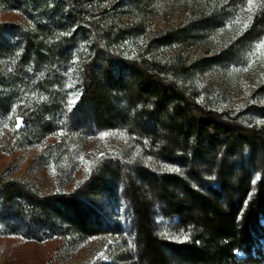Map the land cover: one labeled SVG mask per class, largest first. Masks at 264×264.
<instances>
[{
    "label": "trees",
    "instance_id": "1",
    "mask_svg": "<svg viewBox=\"0 0 264 264\" xmlns=\"http://www.w3.org/2000/svg\"><path fill=\"white\" fill-rule=\"evenodd\" d=\"M50 1L62 7L61 22L75 24L85 45L76 72L83 114L100 129L125 128L136 146L127 156L122 149L116 156L98 157L76 189L64 194H40L23 181L0 176L3 206L13 207L31 223L56 221L77 236H97L89 201L119 179L137 216L145 264L264 262V106L249 117L247 110H232L216 98L214 102L210 91L205 94L190 84L189 68L180 57L170 62L144 51L127 53L109 17L92 16L103 0ZM203 6V16L240 9L242 23L258 28L264 38V0H252L251 9L249 0H203ZM19 36L20 56L5 82L13 96L19 91L29 95L27 114L17 110L22 123L38 120L35 126L46 133L39 117L57 104L58 93H49L47 105L30 94L55 79L53 62L67 58L70 44L43 32L20 30ZM256 61L251 79L264 91V48ZM11 93L2 106L12 104ZM160 161L169 168L157 171L154 164ZM256 171L258 177L253 176ZM205 172L216 173L218 180L209 182ZM156 206L188 226L187 241L166 240L158 232ZM238 252L244 260L236 257Z\"/></svg>",
    "mask_w": 264,
    "mask_h": 264
},
{
    "label": "rangeland",
    "instance_id": "2",
    "mask_svg": "<svg viewBox=\"0 0 264 264\" xmlns=\"http://www.w3.org/2000/svg\"><path fill=\"white\" fill-rule=\"evenodd\" d=\"M96 4L92 16L109 17L127 53L144 51L170 62L180 57L189 68L190 84L200 92L210 91L211 99H219L235 111L247 110L244 115L249 117L263 108L264 91L254 85L251 74L262 49L257 50V45L264 38L258 28L242 23L240 9L218 18L209 12L202 15L203 0H103ZM62 11L50 0H0L1 104L8 102L12 91L5 81L20 56V30L35 35L43 32L52 40L62 37L70 44L67 58L53 62L56 75L49 87L30 94L47 105L49 93H58L57 104L46 107L45 115L39 117L42 127L48 128L46 133L35 126L38 120L24 124L18 115L19 108L22 114L30 108L25 104L28 94L11 93L12 104H0V176L23 181L40 194L72 192L98 157L116 156L122 149L127 156L136 146L125 128L100 129L83 114L76 72L85 45L75 24L63 25ZM246 41L251 42L247 47ZM105 133L108 135L101 138ZM154 166L159 172L169 168L163 161ZM207 173L209 182L218 180L216 173ZM106 186L108 191L103 189L89 201L97 236H77L56 221L44 226L31 223L13 207H4L0 195V264H145L137 216L125 186L119 179ZM153 219L166 240L187 241L189 228L176 216L164 215L162 207L156 206ZM261 224L264 226V219ZM262 249L264 254V240ZM236 257L245 259L242 252Z\"/></svg>",
    "mask_w": 264,
    "mask_h": 264
},
{
    "label": "snow or ice",
    "instance_id": "3",
    "mask_svg": "<svg viewBox=\"0 0 264 264\" xmlns=\"http://www.w3.org/2000/svg\"><path fill=\"white\" fill-rule=\"evenodd\" d=\"M249 6H250V9H251L252 0H249ZM261 48H264V41H262L260 44L257 45V50H259ZM73 103H74V101H73ZM17 127H19V123L17 124ZM106 135H108V134L107 133L102 134V137L101 138H103V136H106Z\"/></svg>",
    "mask_w": 264,
    "mask_h": 264
}]
</instances>
